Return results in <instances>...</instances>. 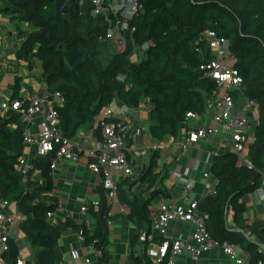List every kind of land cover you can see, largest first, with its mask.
Masks as SVG:
<instances>
[{"label":"trees","instance_id":"trees-1","mask_svg":"<svg viewBox=\"0 0 264 264\" xmlns=\"http://www.w3.org/2000/svg\"><path fill=\"white\" fill-rule=\"evenodd\" d=\"M137 1L143 10L132 17L130 26L135 30L124 34L123 50L107 38L100 39L107 23L102 15H92L89 0H0V15L29 25L28 31L19 33L15 57L25 62L29 71L35 67L41 70L48 92L62 94L64 102L56 106L58 127L68 138L91 123L115 98L128 108H136L147 99L152 138L161 141L176 136L187 121L186 113L201 114L205 98L216 86L199 69L210 58L203 33L210 29L226 38L236 59L234 67L243 79V95L258 108L253 137L245 149L251 167L232 150L213 155L209 172L215 179V193L200 199L198 209L208 213L205 223L210 236L235 244L253 264L264 258L259 249L264 246V223L245 218L243 196L254 191L264 175V0ZM144 44L148 45L144 55L133 60L136 48ZM20 88L21 78L16 76L9 100L23 98ZM24 126L18 112L8 111L0 119V197L17 200L23 214L21 230L33 252V261L27 264H61L58 241L66 228L80 230L85 243L101 250L102 264H106V222L119 214H110L111 204L99 186V203L88 208L95 219L93 227L72 216L50 224L46 213L58 203L52 194V156L32 160L43 178L41 184L23 182L15 168L24 150ZM158 158L155 151L142 169L139 180L146 186L139 193L130 196L127 181H118V199L128 206L126 217L136 229L134 240L140 231L150 228L153 200L161 194L167 196L157 187L166 176L157 169ZM245 232L252 233L257 241L246 238ZM17 253L13 246L9 264ZM132 258V264L143 262Z\"/></svg>","mask_w":264,"mask_h":264},{"label":"built area","instance_id":"built-area-1","mask_svg":"<svg viewBox=\"0 0 264 264\" xmlns=\"http://www.w3.org/2000/svg\"><path fill=\"white\" fill-rule=\"evenodd\" d=\"M92 5V15H102L106 21V30L100 39L111 40L117 49L125 47V33L132 32L135 27L130 26L134 14L143 10L142 4L137 0H89ZM204 48L210 58L202 62L199 69L204 77L215 81V88L205 98L204 111L201 114L187 112L188 120L195 123L185 131V137L181 141L182 148L196 143L200 138L213 135L220 136V145H227L230 150L238 154L239 160L251 167L250 160L245 154V149L251 141L247 133L250 126V117L247 112L253 110V116L257 115L258 108L253 100L244 97L242 77L234 67L235 56L229 50L228 40L218 36L213 30L203 33ZM147 44L139 46L146 50ZM135 52V51H134ZM64 98L59 91L48 92L44 83L33 91L27 92L21 99L5 100L0 107L8 111L21 114V120L25 126L22 132L24 148L32 150L33 155L24 152L19 156L15 165L21 180L37 181L43 183L39 170L34 169L32 160L47 155L52 156L49 165L51 172L64 161L72 164L82 163L80 151L73 143L72 138L64 136L58 127L56 106L63 104ZM211 123H207V119ZM95 123L100 131V137L93 142L86 151V167L101 177V185L104 197L108 203L118 199V181L132 174L130 161L131 144L135 142L141 133V127L129 120V112L125 109L113 110L110 107L103 108L95 116ZM76 134H79L77 131ZM158 144H150L143 152L156 151ZM173 174L178 178L182 186L179 197H164L158 202L157 207L151 212L152 222L148 230L140 231L138 241L145 246L146 254L162 264H174V257L179 254H187L194 260L200 256L218 248L228 258L238 264L245 262L240 255L238 247L230 242H220L212 238L206 229L207 212L198 209V200L191 190L192 183L188 177V171ZM209 172L203 173V178H208ZM67 185L72 181L67 180ZM211 194L215 193L214 187L209 188ZM260 199H264V175L258 187L252 191ZM80 213H87L89 205L97 206L99 197L88 200L81 198ZM64 207L58 202L57 206L46 213L50 224L56 225L60 219L66 216ZM23 214L18 208L17 200H7L0 197V264H9V251L13 246L18 248L16 258L12 264H27L29 260L19 257V240L25 237L21 230ZM171 222H188L192 231L186 238H175L167 235ZM107 226L112 225V220H107ZM70 229V228H67ZM79 242L96 255H101L100 249L85 243L84 235L80 230H74ZM26 238V237H25ZM28 244V242H27ZM29 248L30 245L28 244ZM264 252V246L259 248ZM73 258L79 253L71 250ZM91 259L84 257V263L90 264ZM107 264V263H106ZM250 264V263H249ZM253 264H264V258L258 259Z\"/></svg>","mask_w":264,"mask_h":264},{"label":"crops","instance_id":"crops-1","mask_svg":"<svg viewBox=\"0 0 264 264\" xmlns=\"http://www.w3.org/2000/svg\"><path fill=\"white\" fill-rule=\"evenodd\" d=\"M114 1L120 2L122 0ZM3 51L5 52L7 50ZM137 56V52H134L132 59L137 60ZM7 59H10L11 62H7ZM37 70L41 73L37 67L31 70V72L27 70L25 62L16 59L15 52L9 53L4 59L0 57V103L10 98L14 77L16 76L21 78L20 92L22 96H25L27 92L35 90L42 82L41 74L38 79L31 75L32 71ZM31 77L34 79L30 80ZM106 107H110L113 110L120 108L128 110L129 120L141 127V133L130 146L132 174L122 178V180L127 181L125 187L130 196L139 193L146 186V183L141 182L139 177L142 169L149 164L150 157L155 151L151 152L149 150L148 152H143V150H146L153 143L158 144V149L156 150L159 156L157 169L160 170L161 174H166L164 178L162 177L157 187L163 189L167 193V196L161 194L156 197L152 202L151 212L157 207L161 198L179 197L181 195L182 186L178 178L173 174L174 171H188V177L192 183L191 190L194 192L198 201L211 194L209 188L215 185V179L209 172L211 159L216 153L230 150L227 145H220L219 135L200 138L196 143L182 148L181 141L185 137V131L190 127L189 125L195 123L193 120L184 122L176 136H167L161 141H156L152 138L149 131V124L151 122L149 119L150 104L147 99H142L136 108H128L119 99L115 98ZM6 113L0 107V119H3ZM247 114L250 117V128L251 125H255L257 122L258 112L255 116L252 115L253 110L248 111ZM207 123H211L209 118L207 119ZM83 126L78 128L77 131L79 134H75L72 138L73 143L80 151L82 163L72 164L64 161L52 171V194L64 207V211L67 213L66 216H72L75 220L84 221L91 228L95 223L94 217L89 211L84 214L80 213L79 206L82 203V197L88 200L98 198V188L99 186L102 187L101 177L90 171L85 165L87 159L86 151L100 137V131L96 126L95 117L91 123H87L85 127ZM247 133L252 139L253 131L251 133L250 129H248ZM23 152L26 155H30V157L33 155L32 150L29 148H24ZM204 172L210 173L206 179L203 178ZM67 180L72 181L71 185H67ZM243 201L246 206V211L244 212L245 218L248 221L260 220L264 223V199H260L250 192L243 196ZM128 212V206L120 199L111 203L110 214H119V216L112 220V225L109 227L108 241L104 248L107 264H132V256L141 258L143 260L142 264H148L149 262L151 264H158L146 254L145 246L137 239L134 240L136 229L126 217ZM191 231L192 228L188 222H171L167 230V235L175 238H186ZM244 235L248 239L257 241L250 232H245ZM58 242L63 258L61 264H85L84 257L91 259L90 264H102V254L96 255L86 244L79 242L76 238V232L73 229H64ZM74 249L79 253L77 258H73L70 254V251ZM238 251L245 260L243 264H249L247 253L241 248H238ZM174 264L238 263L224 255L220 249L215 248L203 253L198 260H194L187 254H179L174 257Z\"/></svg>","mask_w":264,"mask_h":264},{"label":"rangeland","instance_id":"rangeland-1","mask_svg":"<svg viewBox=\"0 0 264 264\" xmlns=\"http://www.w3.org/2000/svg\"><path fill=\"white\" fill-rule=\"evenodd\" d=\"M12 17L9 15H0V57H3V59L9 54L15 52L16 47L19 45V33L20 31H28L29 25L27 23H19L18 21H15L11 19ZM9 22V23H8ZM7 50V51H3ZM121 50V49H118ZM135 52H137V60L141 59V57L144 55V50H141L140 47H137ZM7 62H11L10 59H7ZM41 71V70H40ZM31 72V71H30ZM40 72L32 71L31 75L35 78H39ZM34 78H30L32 80ZM87 125V124H85ZM85 125L83 127H85ZM254 128V125H251L250 131L252 133ZM247 129V132H248ZM20 250H19V257L25 260L33 261V252H31L26 238L23 236L19 240Z\"/></svg>","mask_w":264,"mask_h":264},{"label":"water","instance_id":"water-1","mask_svg":"<svg viewBox=\"0 0 264 264\" xmlns=\"http://www.w3.org/2000/svg\"><path fill=\"white\" fill-rule=\"evenodd\" d=\"M261 246V245H260Z\"/></svg>","mask_w":264,"mask_h":264}]
</instances>
